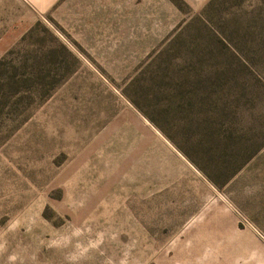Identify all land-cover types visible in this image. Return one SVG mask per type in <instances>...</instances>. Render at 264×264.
I'll return each instance as SVG.
<instances>
[{"label": "rangeland", "instance_id": "obj_1", "mask_svg": "<svg viewBox=\"0 0 264 264\" xmlns=\"http://www.w3.org/2000/svg\"><path fill=\"white\" fill-rule=\"evenodd\" d=\"M0 264H264V0H0Z\"/></svg>", "mask_w": 264, "mask_h": 264}]
</instances>
